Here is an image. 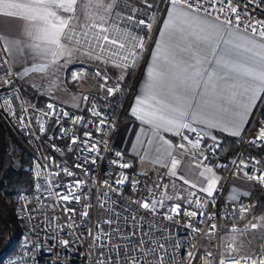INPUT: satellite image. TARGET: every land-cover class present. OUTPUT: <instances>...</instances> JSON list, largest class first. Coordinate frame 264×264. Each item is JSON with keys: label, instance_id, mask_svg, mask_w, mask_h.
Listing matches in <instances>:
<instances>
[{"label": "built area", "instance_id": "1", "mask_svg": "<svg viewBox=\"0 0 264 264\" xmlns=\"http://www.w3.org/2000/svg\"><path fill=\"white\" fill-rule=\"evenodd\" d=\"M168 2L231 24L239 32L264 42V37L258 35L264 29V0H233L231 6L238 8L240 24L229 14L226 3L221 14L207 10L206 0H162L159 11L146 20L145 9L133 4L127 11L124 2L108 24L84 19L64 30L68 45L129 70L123 82L98 69L80 65L67 68L62 74L63 82L80 94L79 111L51 99L39 104L28 101L0 42V114L31 152L25 167L31 178L30 189L14 193L10 203L20 237L0 264L264 261V231L259 234V246L251 247L248 254L221 257L219 249L221 223L229 231L246 233L236 227L245 205L223 200L226 183L233 177H242L264 189V180L260 179L264 168L246 152L260 149L264 155V138H259L264 129V95L235 151L219 153L213 146L200 148L202 165L222 176L215 195L188 189L185 203L160 195L135 171L133 159L112 145L149 38ZM201 3L205 9L200 8ZM249 24L257 25V34L246 27ZM109 88L113 89L111 94ZM192 138L197 143L203 141L198 131ZM144 203L149 207L144 208ZM177 205L178 211L173 212Z\"/></svg>", "mask_w": 264, "mask_h": 264}, {"label": "crops", "instance_id": "2", "mask_svg": "<svg viewBox=\"0 0 264 264\" xmlns=\"http://www.w3.org/2000/svg\"><path fill=\"white\" fill-rule=\"evenodd\" d=\"M18 2L27 7L0 3V11L7 14L0 15V42L19 85L32 91V94L44 97V100L54 98L65 107L73 109L77 104L81 108L78 97L71 99L68 95L69 91L77 92L64 84L62 74L56 76L55 71H50L49 67L61 57L58 54L59 46L67 44L63 38L65 28L77 26L89 6L85 0L84 6L82 0ZM168 3H171L170 6L166 8L167 4L164 5L149 38L125 115L117 126L112 145L133 159L135 171L145 182L153 185L160 195L185 203L186 190L192 189L210 196L207 191L209 183L214 181L212 195L216 194L221 184L220 172L202 165L200 148H216L220 141L218 133L235 138L243 136L264 95V81L257 80L249 89L240 88L235 94L228 92L222 101L223 106L215 102L216 90L212 83L196 87L193 91L199 95L183 96L171 86L181 80L192 83L186 80L192 70L185 72L183 61L195 64L198 57H193L195 49H190L189 45L198 36L202 43L207 38L217 48L232 47L233 44L252 39L257 46L248 55L258 58L264 55V42L239 32L231 24L215 21L173 2ZM193 17L220 26V31L210 35L202 32L199 25L192 23ZM42 70L44 75L39 73ZM128 76L129 70H126L118 74L117 78L125 82ZM61 79L62 85L57 84ZM150 83L153 85L151 92ZM56 88L62 92H55ZM32 94L31 100L26 99L39 104ZM253 94L254 99L248 103V98ZM176 96L182 98L174 99ZM173 108L182 110L185 113L183 118L176 119L177 114L172 111ZM169 119H174V123L168 124ZM225 121L230 124L224 125ZM192 129L202 131L201 143L193 140L192 134L195 131ZM227 187L228 192L225 193ZM251 187L252 182L249 180L233 177L223 189L222 198L226 203H236L239 197L249 195ZM221 226L227 228L225 223H221ZM250 228L255 229L256 234L264 231L256 226Z\"/></svg>", "mask_w": 264, "mask_h": 264}, {"label": "snow or ice", "instance_id": "3", "mask_svg": "<svg viewBox=\"0 0 264 264\" xmlns=\"http://www.w3.org/2000/svg\"><path fill=\"white\" fill-rule=\"evenodd\" d=\"M14 3L23 5L25 8L26 5L18 2V0H0V3ZM190 2V0H189ZM208 9L211 12L224 13V4L229 5V14L235 18L237 24H240L242 21L237 15L238 8L232 7L233 0H206ZM201 9H205V4L201 3ZM0 15H7L5 12L0 11ZM20 15H9V17H19ZM143 23V21H141ZM192 23L200 26L202 32L206 34L218 33L220 31V26L216 24H209L206 20L201 21L195 17L192 18ZM246 27L250 28L252 33L257 34V25L249 24ZM231 35V34H229ZM260 37H264V29H261L258 33ZM227 43V42H225ZM257 44L255 40L249 39L241 43L233 44L232 47H222L217 48L215 44L208 40L207 38L202 43L201 38L198 36L196 40H193L189 45V48H194L195 52L193 57H198L196 63L193 64L189 61H183L185 65V72L191 71V74L186 77V80L192 81L191 84L181 80L176 84H173L171 87L177 92L181 93L183 96L187 95H199V93H194V89L201 84H214L216 95L215 102L222 105V101L225 98V95L228 92L236 93L238 89L250 86L252 83L257 80L264 81V55H260L258 58L255 55H248V53L253 52ZM199 66V67H198ZM206 66V67H204ZM163 67V66H162ZM203 68V70H199ZM150 74V78H151ZM207 76V79L204 77ZM153 85L149 84V91L151 92ZM113 89L109 88L108 92L111 94ZM182 96H176L174 99H181ZM254 99L253 96L248 98V103H251V100ZM172 111L177 114L176 119L183 118L185 113L179 108H173ZM135 112V109H133ZM143 119V117H141ZM163 119V117H161ZM150 122V121H149ZM168 124H173L174 119H169ZM182 127H187V125H181ZM192 131H195L192 129ZM264 138V129L261 130V137ZM119 156L120 153H117ZM175 166V161L173 162ZM127 167V165H123ZM71 175V173H69ZM255 179V177H253ZM261 180H264V176L260 177ZM122 182V181H120ZM214 187V181L208 185V195H212V189ZM63 199L67 200L68 196H64ZM144 208H148L147 203L143 204ZM179 206L177 205L172 210L173 212L178 211ZM195 215V213H193ZM255 227V225H253ZM63 243H67L66 241ZM139 264V262H138ZM261 264H264V261H261Z\"/></svg>", "mask_w": 264, "mask_h": 264}, {"label": "trees", "instance_id": "4", "mask_svg": "<svg viewBox=\"0 0 264 264\" xmlns=\"http://www.w3.org/2000/svg\"><path fill=\"white\" fill-rule=\"evenodd\" d=\"M117 2H129L136 4L145 9L146 12L155 14L159 11L162 0H116ZM93 66L80 63L70 65L85 66L88 68L95 67L102 73H105L109 78H117L118 70L115 66L108 65L106 62L88 59ZM66 68V69H67ZM65 69V70H66ZM64 70V71H65ZM63 71V72H64ZM63 74V73H62ZM25 97L31 100L32 91L26 87L20 86ZM38 102L44 100V97L33 93ZM125 112L122 116L124 117ZM220 141L217 144V151L223 153L226 151H235L242 138H235L223 133H218ZM250 153L249 150L246 151ZM262 153V150L254 152L251 149V155ZM255 156V155H253ZM258 159V165L264 167V160ZM31 152L17 132L10 127L0 114V263L5 255L12 252L19 240L20 229L11 210V196L20 191H27L31 186V178L25 167L29 164ZM264 203V189L256 183H252L251 191L247 197H239L236 204L241 205H259ZM233 204V203H230ZM258 237V236H257ZM257 237L255 238L257 240ZM249 253V252H248ZM246 253V254H248ZM244 255V254H243Z\"/></svg>", "mask_w": 264, "mask_h": 264}, {"label": "rangeland", "instance_id": "5", "mask_svg": "<svg viewBox=\"0 0 264 264\" xmlns=\"http://www.w3.org/2000/svg\"><path fill=\"white\" fill-rule=\"evenodd\" d=\"M85 2L87 3V6H89V10H87L86 15L81 20L91 19L102 23H107V22L109 23V21L111 22L114 19L115 11L118 10L120 7H122L121 5L124 3V2H117L116 0H85ZM85 2L84 0H82L83 6L85 5ZM126 4L128 5L127 11H129L133 6V4L129 3L128 1L126 2ZM170 4L171 3H167L166 8L170 6ZM134 5L136 6V4ZM133 8L137 9V7H133ZM162 10L163 8L161 9V11ZM144 12L146 13V14L144 13L145 14L144 19L151 20L153 17L152 13H148L145 10ZM146 39H147V34H144V40L146 41ZM58 54L61 55V57L58 58L57 60L58 62L54 65H50L49 67L50 71H55L56 76L57 75L61 76L63 71L70 65L85 63L93 66L92 63L87 60L88 59L99 60L98 57H95L88 52L81 51L64 43H62L59 46ZM106 63L108 65L115 66L118 70L119 75H121L122 71L125 72L127 70L124 67L115 65V63L112 62L111 63L106 62ZM91 69H97V68L95 66L92 67ZM39 73L41 75H44L45 72L42 70ZM57 84L62 85V79L60 81L58 80ZM244 89H249V86L244 87ZM58 90L61 91L60 89L56 88L55 92H59ZM241 90H243V88H241ZM68 95L71 97V99L78 97V101H79L78 105L80 104L82 105L81 96L79 93H73L69 91ZM51 100L57 101L54 98ZM76 105L77 104H75L73 109L76 111L81 110V108H79ZM229 124L230 123L227 121L224 122V125H229ZM196 131H198L200 134H203L202 131L199 129ZM249 152L251 153V150H249ZM253 155H255V157L259 159L261 153H255ZM259 166L262 167L260 164ZM227 192H228V187L225 189V193ZM241 217H240L241 221L236 225V227L240 228L241 230L244 229L246 233H241L240 231L238 232L229 231L227 228L223 229V227L221 226L219 233V249H220L221 257H227L231 255H243L248 252L250 253L251 247L259 246L261 240V237L259 235L260 233L256 234L255 229L252 230L250 227L255 225L257 228H259V230L262 228H263L262 230H264V203L260 202L259 205H253V208H252V204L244 206V211ZM256 237L257 240L255 239Z\"/></svg>", "mask_w": 264, "mask_h": 264}, {"label": "water", "instance_id": "6", "mask_svg": "<svg viewBox=\"0 0 264 264\" xmlns=\"http://www.w3.org/2000/svg\"><path fill=\"white\" fill-rule=\"evenodd\" d=\"M258 150H254V152H257ZM261 158L264 160V155L261 156Z\"/></svg>", "mask_w": 264, "mask_h": 264}]
</instances>
